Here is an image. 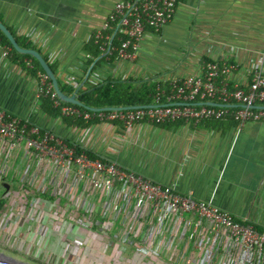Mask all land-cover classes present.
I'll return each instance as SVG.
<instances>
[{
	"label": "crops",
	"instance_id": "obj_1",
	"mask_svg": "<svg viewBox=\"0 0 264 264\" xmlns=\"http://www.w3.org/2000/svg\"><path fill=\"white\" fill-rule=\"evenodd\" d=\"M115 1L0 0V21L54 63L56 77L76 90L110 77L198 74L205 60L235 62L232 84L247 83L258 57L264 73V0H178L172 19L144 36L136 58L99 62L88 48ZM7 47L0 43V108L264 228V121H141L127 131L118 122L67 125L42 109L37 77L12 59L11 49L4 55ZM10 185L6 180L0 189V254L23 264H156L85 233V244L74 246L49 208L32 206L19 191L5 196Z\"/></svg>",
	"mask_w": 264,
	"mask_h": 264
},
{
	"label": "built area",
	"instance_id": "obj_2",
	"mask_svg": "<svg viewBox=\"0 0 264 264\" xmlns=\"http://www.w3.org/2000/svg\"><path fill=\"white\" fill-rule=\"evenodd\" d=\"M177 3L178 0H116L95 30L94 43L105 59L132 60L144 36L159 31L172 19ZM9 50L7 47L3 54ZM261 63L258 57L248 71L249 80L241 85L230 82V74L238 67L235 62L205 60L198 74L155 79L166 83L167 89L157 87L152 104L98 110L93 114L62 103L44 72L36 75L37 94L48 95L59 107L60 115H81L85 120L95 116L99 122H118L123 131L141 121L183 120L196 124L204 119L231 117L241 125L245 121H264ZM18 162L37 169V180L27 181V185L36 189L64 187V168H75V181L87 185L91 192L102 194L101 216L113 213L124 216L125 234L136 241L139 232L141 244L137 247L141 255L157 258L156 264H264V228L236 219L211 201L180 194L171 186L125 169L111 159L101 161L90 159L83 152L75 153L62 136L0 108V189L5 186L8 170L17 168ZM44 174L49 180H45ZM25 193L19 191L20 196L29 197L32 206L49 208L58 222L59 213L53 203ZM15 195L14 191H5V196ZM143 220L146 222L138 223ZM140 224H144L142 228L137 226ZM80 233L73 228L68 231L71 244L76 247L85 244ZM131 240L126 239L119 248L129 251Z\"/></svg>",
	"mask_w": 264,
	"mask_h": 264
},
{
	"label": "rangeland",
	"instance_id": "obj_3",
	"mask_svg": "<svg viewBox=\"0 0 264 264\" xmlns=\"http://www.w3.org/2000/svg\"><path fill=\"white\" fill-rule=\"evenodd\" d=\"M44 176L47 177L45 180H49L47 174H44ZM37 178L38 171L32 164H30V166L25 165L24 167L23 163H19L17 168L14 167L8 170L4 180L10 182L11 187L9 186L8 189L11 191L25 190V195L44 197L53 203L55 211L59 213L58 217L60 219L58 222L64 223V230L66 233H68L69 229L73 228L74 231L77 229L81 233L88 234L91 238L93 236L99 238L105 246L114 249H119V247H121L120 245L126 243V239L128 241L132 239L131 243H133V245L130 246L128 252L131 251L141 254V249L137 247V244H141L142 235L138 232L136 241H134L130 235L127 236L125 234V230H127L126 219L121 214L110 212L113 213V215L107 214L101 216V212H103V208H101L103 203H99V200H103L101 197L102 194L91 192L87 185L75 181V168L70 170H65L64 168V187H41L40 189H36L29 184L27 185L28 180H37ZM20 182H24V185L22 186ZM141 222H146V220L138 221V223ZM143 225L144 224H140L137 226L142 228ZM123 252L126 251L123 250ZM149 260L156 263L155 260L158 259L149 258Z\"/></svg>",
	"mask_w": 264,
	"mask_h": 264
},
{
	"label": "trees",
	"instance_id": "obj_4",
	"mask_svg": "<svg viewBox=\"0 0 264 264\" xmlns=\"http://www.w3.org/2000/svg\"><path fill=\"white\" fill-rule=\"evenodd\" d=\"M15 40L21 47L26 48H34L30 42L21 39L20 37L14 36ZM93 42V39L91 40ZM116 42V41H115ZM0 43L6 46H9L11 49L12 59L18 63H20L23 67H25L28 72L36 76L37 72H43L39 62L28 54H23L15 51L8 41L7 37L0 30ZM88 52L90 57L96 58L99 57L100 60H103L99 47L96 43L90 44L88 48ZM113 54L111 57H114ZM25 59H29L31 61V66H27ZM44 59L47 61V58L44 56ZM98 62V63H99ZM49 67L52 72L56 76V65L54 63L48 62ZM58 86L62 92L65 94H72L75 92V96L77 100L81 103V105L76 106L81 112H89L93 114L95 112L91 108H102V107H119V106H130V105H149L153 103V96L157 92V87L166 88V83H162L161 81L156 82L154 79H138L134 77L127 78H106L101 82L96 84H92L88 87L75 89L74 87L67 84L65 81L63 82L60 78H57ZM49 81V79H47ZM41 107L42 109L50 115L56 116L60 115V109L58 106L53 104V101L50 99L48 95L40 96ZM160 101H164V98H161ZM64 104H71L67 102H62ZM63 121L67 125H77L86 127L92 123L97 122V117H92L88 120H85L81 115H60ZM64 142L72 147L75 153H85L90 159H100L101 161H108L107 157H104L89 148H85L82 145L70 140L69 138L62 137ZM122 166V165H121ZM125 169H128L122 166ZM131 170V169H130ZM138 173V172H136ZM258 227V226H256ZM262 229L263 227H258Z\"/></svg>",
	"mask_w": 264,
	"mask_h": 264
},
{
	"label": "water",
	"instance_id": "obj_5",
	"mask_svg": "<svg viewBox=\"0 0 264 264\" xmlns=\"http://www.w3.org/2000/svg\"><path fill=\"white\" fill-rule=\"evenodd\" d=\"M0 30L4 33V35L7 37L8 41L10 42L13 49L19 53L28 54L34 57L40 64L41 68L43 69V72L46 74L47 78L49 79L52 89L55 91L57 97L64 102L81 105V103L77 100L74 93L72 94H65L62 92L58 86V82L56 79L55 74L52 72L51 68L49 67L47 61L44 59L42 54L38 52L36 49L33 48H26L21 47L17 41L15 40L13 34L10 32V30L0 21ZM141 106H147V105H130V106H119V107H102V108H91L94 111L98 110H111V109H126V108H136ZM0 264H22L20 262H17L11 258H8L2 254H0Z\"/></svg>",
	"mask_w": 264,
	"mask_h": 264
}]
</instances>
